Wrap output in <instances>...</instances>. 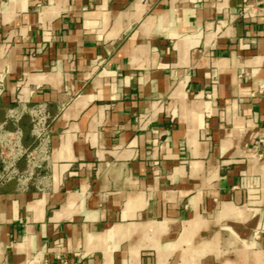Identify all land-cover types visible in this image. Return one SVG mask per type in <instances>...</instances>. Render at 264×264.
Masks as SVG:
<instances>
[{
	"label": "crops",
	"instance_id": "1",
	"mask_svg": "<svg viewBox=\"0 0 264 264\" xmlns=\"http://www.w3.org/2000/svg\"><path fill=\"white\" fill-rule=\"evenodd\" d=\"M12 140L0 264H264V0H0Z\"/></svg>",
	"mask_w": 264,
	"mask_h": 264
},
{
	"label": "built area",
	"instance_id": "2",
	"mask_svg": "<svg viewBox=\"0 0 264 264\" xmlns=\"http://www.w3.org/2000/svg\"><path fill=\"white\" fill-rule=\"evenodd\" d=\"M196 2H200V0H195ZM244 2H248V0H244ZM37 120L33 123V131L35 134L39 135L43 131V118L39 117L40 112L36 111ZM41 144V143H40ZM0 158L1 162L3 164L2 171L0 173V184L10 181V180H17V181H23L25 179V176L23 174H20L13 166V159H12V153L14 150L18 151V147L16 146V143L14 140L12 141H0ZM7 151V152H6ZM35 152H30L26 154V159L28 161V164H32V162L35 161L37 155ZM30 175V174H29Z\"/></svg>",
	"mask_w": 264,
	"mask_h": 264
},
{
	"label": "rangeland",
	"instance_id": "3",
	"mask_svg": "<svg viewBox=\"0 0 264 264\" xmlns=\"http://www.w3.org/2000/svg\"><path fill=\"white\" fill-rule=\"evenodd\" d=\"M257 238H258V235H257V232H256L255 235L251 239L253 241V240H256Z\"/></svg>",
	"mask_w": 264,
	"mask_h": 264
}]
</instances>
